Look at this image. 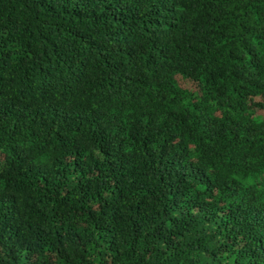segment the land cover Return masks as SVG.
Listing matches in <instances>:
<instances>
[{"label": "trees", "instance_id": "trees-1", "mask_svg": "<svg viewBox=\"0 0 264 264\" xmlns=\"http://www.w3.org/2000/svg\"><path fill=\"white\" fill-rule=\"evenodd\" d=\"M0 264H264V0H0Z\"/></svg>", "mask_w": 264, "mask_h": 264}]
</instances>
